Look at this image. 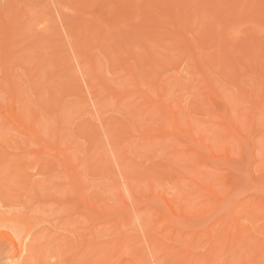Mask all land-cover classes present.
<instances>
[{"label": "rangeland", "instance_id": "1", "mask_svg": "<svg viewBox=\"0 0 264 264\" xmlns=\"http://www.w3.org/2000/svg\"><path fill=\"white\" fill-rule=\"evenodd\" d=\"M80 1L82 0H0V78L3 80L4 76H8L2 74L9 67L6 61H4L7 54L10 55L11 53L10 56L12 58L8 55L13 63L11 70L13 69L18 72L17 78L15 73H13L15 75H12L15 82L8 80V77L6 79L9 82L6 79L3 80L4 82H1L0 79V105L2 106H0V110L9 102L10 90L13 88L14 90L19 89L20 99H17L19 102H17L18 104L16 106L17 113L22 114L23 116H21L24 118V121L29 124L34 121V116L32 115H37L38 120L36 117L34 124L39 129V132H41L40 134L54 145L57 142L59 147H63L66 150L65 153L73 158L71 162L73 160L75 163L82 162L80 167H78L82 174L81 178H78V181L82 179L79 182L82 183V187L87 188L85 193L88 196L95 197L93 201L96 203V208L98 209V206L102 205L106 209H104L103 213H100L98 210L97 213L92 214V217L90 216V221L97 222L98 225L95 227V230L93 229L94 232L91 231V234L88 235L90 232L89 229H86L88 228V221L80 214L83 211L82 204L77 200L76 193L72 192L70 187L72 182L67 180L66 173L61 170V167L56 162L53 170H48L44 165H40L44 159L38 160L35 155L28 151L36 148V144L28 139L27 136L20 134L14 129L8 124L3 115L0 114V211L5 216L25 212V217L28 216L27 218L29 219L35 218L39 222L36 227L31 229L32 234L28 236V242L26 243L32 242L38 248H45L43 249L44 253L40 252L41 250L39 251V254L42 253L41 262L36 264H174L176 258L181 260L186 254L184 251L186 249L185 243L189 240L191 231L194 234L197 233V235L195 234L196 240H194V245L196 241L201 243L206 238L203 228L206 226L209 228L212 225L217 227L216 223H221V220L225 224L229 220L231 222V217L227 218L230 214L227 211H230L229 209H235L234 207L236 205H240V207L233 210L232 212L234 213L232 214L237 219H241L239 221L241 223L240 226L245 227L246 224H249L248 226L252 225V229H246V234L249 232L250 237L245 236L246 238L244 239L241 237L238 241V245L240 246H242V242L247 244L244 245L245 243H243L244 248L234 243L231 246L232 248L229 247L230 250L226 246L222 249L218 248L219 251L212 253V248L209 249L210 246L208 247L207 245L203 249L201 245L199 248H196L199 251H194V256L196 257V261L194 262L196 263H190L194 257L190 255V262H175V264H241V262L242 264H253V257H256L254 258V264H264V238H262L264 234L259 229L261 225H264V209L262 208L264 206L262 205L264 204V182L262 177H259L264 172V115L259 112L258 114L260 115L261 113L263 116L259 117V115H256L255 122L250 120L251 125L248 130L245 129L244 125L245 121H247V113L253 107L250 102H247L248 96L250 95V99L253 91H256L254 95L255 99H251L254 102L256 101L255 104L258 105L260 104V94L262 95V92H264L261 89L264 86H261L264 84V76L261 77V73L264 74V69H262L264 67V62L262 61L264 60L260 58V55L264 53V0H256L255 2H252V0H248L250 2L247 0H225V2L224 0H145L146 2L144 0H132V2L122 0L123 7L128 4L126 7L131 10L133 9V13L131 15L128 14L130 17L128 15L126 17V14L130 13V11L126 12V7L124 8L125 12H122L124 9L121 6L115 7L116 5L118 6V3L120 5V0H91L89 3L92 4L93 2L92 7L90 5L82 7L85 2L87 5L88 1L83 0L82 3ZM154 1L155 3L158 2L156 6L160 7V9L154 8L155 6L152 7L151 2L154 3ZM107 2L109 5H107ZM137 5L141 10H146H142L140 12L141 14H139L138 10L140 8H136ZM174 6L176 7L175 9ZM145 7L154 10V13H160L156 11L157 9H164L162 10L163 13L164 11L168 12L171 10V13H173L171 16L176 20V23H173L174 21L172 19L171 21L173 22L171 23L173 24L169 25L171 17L169 18L165 15L167 21L164 16L162 17L165 20L162 19L160 21L156 19L158 14H153L152 16L151 10L149 9V11ZM165 8L168 9L166 10ZM114 11L115 13H113ZM15 12H17V15ZM121 15H125V17ZM148 15L151 17H148ZM110 18H112L111 21L109 20ZM149 18H155L160 27H156L155 29L153 26H150L149 28V25L146 24V22L150 23L151 19L148 21ZM42 19L47 20L45 26L39 23ZM2 21L9 24L12 22L14 26L11 27L12 30L10 33L11 42H13L11 43L12 45L8 41L9 38L6 40L9 45L5 44L1 46V40L9 34V32H4L1 28ZM163 21H166L165 24H163ZM256 21L258 23H255ZM77 22H79L78 24L84 23L82 25L85 26V34L83 32L84 27L81 31L85 37L89 33L91 35L87 36L91 40L85 37L83 38L84 40L82 39L83 43L85 40H89L86 41V44L84 43L83 45L80 41L82 43L80 50L87 45L88 48H91L89 52L85 50V52H88L86 54H83V51L80 52L77 50L79 49L76 47L77 38L79 40L78 34L72 37L68 31L75 28L72 31L77 30L75 32H79L81 29L80 26L82 27V25L76 27L75 23ZM151 22L153 23L154 19ZM161 22H163L162 24L165 27L161 26ZM259 22L261 23L260 25ZM253 23L258 24V26H252ZM87 25H90L89 28H92V31H94L93 34L97 33L98 30L102 33L104 32L102 37L105 38H100V44L95 41V36L92 37V31L86 32ZM199 26H201V29L198 28ZM77 28L80 29L78 30ZM177 28L181 31L183 30L182 33L184 35L182 38L175 35ZM202 28H204L203 31H201ZM111 32L112 34H110ZM201 32L205 34L201 36ZM151 33L155 35H151ZM197 34L199 37H195ZM233 35L234 38L232 37ZM207 36H211L209 37L210 39ZM81 37L83 36L81 35ZM214 37L216 38L214 39ZM71 38L73 39L71 40ZM207 40L208 42H206ZM216 40L220 41L217 42ZM214 41L218 44L216 45V42L212 43ZM71 45L73 46L71 47ZM197 46L200 48V52ZM174 47L175 49H173ZM250 47L252 49L254 48V50H250ZM188 48L189 50L192 49L190 50L192 55L198 53L192 59H190L191 55ZM93 54L95 55L93 56ZM91 56H93L95 61L93 59L91 60ZM118 56L119 61L115 59ZM202 56L206 57V59ZM142 57L146 61L144 65L140 64V62L142 63ZM120 59H122V62ZM226 60H228L227 64L224 62ZM116 61L122 64L120 65ZM165 62L167 66L163 65ZM234 66L237 68H234ZM254 68L255 71H253ZM152 69L155 70L152 71ZM7 72H10V70ZM224 72H227L226 76ZM130 73H134L135 78H139V80L136 78V84L133 82L134 76L131 77ZM229 73H233V77L228 75ZM125 74L128 75L125 76ZM158 74L160 75L159 77L163 76V79L166 77L168 81L165 79V82L162 81L161 84L156 78ZM259 74L260 77L258 76ZM179 75L182 77H179ZM9 78L12 79L11 76ZM188 78L191 80L195 79V81H189ZM203 78L212 86L214 85L215 90L218 88L216 90L217 94L213 93L214 98L211 97L212 99H210L209 94L206 93V89L202 85L203 82L201 81ZM237 78L239 79L237 80ZM254 79L256 82L252 81ZM17 82L18 85H16ZM65 83L69 85H63ZM156 84L158 88L153 86ZM20 85L21 87H18ZM105 85L109 86V91L108 94L106 93L103 96V92L105 91L102 90V87L108 90ZM254 85H256L255 88H253ZM89 91H93L98 96L95 105L90 102L89 94L91 93ZM242 91L246 92V96L243 94L245 92ZM143 92H145L144 94L146 96L143 95ZM160 93L161 96L159 95ZM234 94L235 98L231 96ZM83 96H85L83 99L84 102L81 105H77L76 100L79 102ZM148 96L154 103L152 102L151 104ZM263 96L261 99H264ZM181 98L183 100L182 104L187 109H192L197 104L196 109L198 107L200 112L193 108L195 111L193 112L195 115L192 114L193 117L191 116L193 119L189 116L187 117L188 119L186 117L184 119L179 114L181 119L178 118V128L181 126L182 129L176 135V133H170L173 132L171 126L174 122H172V125L168 123L167 116L169 117V115L166 114L167 111L164 106L170 104L173 110H179V106L177 105ZM225 100L227 103L231 100L229 103L230 106H227V110L229 109L228 111L231 113L230 117L232 116L231 118L239 125L243 134H246L243 146L232 136L222 139L226 136V127L223 118L226 114H224L225 110H223L224 105L222 102ZM226 101L225 104H227ZM162 104L165 105L163 106ZM59 106L63 110L56 114V107L60 108ZM146 110L148 111L146 112ZM51 111H54L55 114H53L54 112L51 113ZM43 112L49 117H42ZM54 115L56 116L55 118ZM186 120L192 122L194 127H192L194 129L192 131L193 137L197 138L199 135L200 137L202 136L200 142L211 144L212 148L219 154H223V147L226 146L229 149V155L226 158L222 157V159H217V162L212 161L208 159L209 157L203 147L204 145L196 141L194 142V146L198 145L199 147H196L201 151L199 157V153L196 154L195 147L193 148V145H191L192 141L190 136L185 132V134L182 133V130L185 131L184 129H187ZM165 132H169L170 135L168 133L164 135L163 133ZM152 135H156L157 137L153 136L151 138ZM15 142L21 144V149L16 148L18 146H16L17 143ZM242 147L243 149H241ZM172 151H175L177 154H173ZM84 157H87V159ZM204 159L208 164L204 163V165L201 162ZM159 161H161V165ZM21 165L26 168V173L22 174L21 172V175H24L23 177L21 175L19 176V173L18 175L16 174ZM162 167L169 169V171H166L171 173L173 178L162 179L164 176V168ZM159 169L163 171L161 172ZM155 174L161 175V179L157 178L159 175L156 177ZM166 176L170 178L169 176L171 175L167 174ZM144 177H148V179H144ZM189 177H193V180L197 177L198 181L201 179V181L203 180V182L209 183L210 185H208L215 189L217 195L221 198L223 197V200L224 198L226 200H222V204H218L217 201L207 194L206 190H197L196 186H194L195 184L192 185L189 181L192 179ZM136 178L142 179V181H138L139 179L137 180ZM152 178L154 180L153 183L151 182L153 185V194L158 192L163 193L165 188L168 192V197L177 195V202L179 200L182 205L186 206L185 210L188 216H195L192 219L189 217L179 222L176 220V224L174 225L176 227L175 236L181 238L179 235L184 233L181 238L183 240L176 241L175 239L176 243L175 247L173 246L174 248L170 245V240H167L169 239L168 236H170V231L173 226L169 221L165 205L159 200L152 201L150 191L146 184V181L150 179L152 181ZM132 179H135V181ZM81 183L79 187H81ZM178 189L188 193L187 201L180 200L179 195L176 194ZM130 190L133 192L132 194L129 193ZM118 191L126 201L127 205L125 206L127 208L125 209L126 212H124V215L120 216L115 214L120 217L114 218V213H120V210L124 207V204H122L117 195ZM77 196H79V192ZM261 201L263 203L259 206L260 203L258 202ZM133 206L140 208L135 215L130 212ZM200 208L203 210L201 214L204 215H199L202 211H200ZM207 209L211 210L208 212ZM204 210L207 211V214H205ZM249 210L252 212H249ZM194 211L196 212L194 213ZM1 212L0 215L2 214ZM107 213L108 215H106ZM158 213L160 215H157ZM227 213L229 214L227 215ZM244 213L246 214L244 215ZM251 213L254 216H251ZM158 218L161 219H159L160 222L156 221ZM255 220H257V223L259 222V225ZM252 221L253 224L251 223ZM99 222L102 223L99 224ZM117 222H120V226H118L120 229L118 231L115 229ZM0 224H4L3 221ZM1 225L0 228L3 226ZM5 225L7 226L8 222H5L4 227H2L3 229H0L1 260L7 259L6 254L9 256L14 246L8 240L2 239L4 238L2 237V231L6 227ZM21 225L20 223L18 227L20 228ZM257 226L258 230L256 228L255 230H260L258 233L254 231V227ZM164 227H166L165 231L163 230ZM158 233L160 235L162 234L161 239ZM244 235L242 236L244 237ZM81 236L84 237L82 238ZM81 238L82 240L86 239V244L83 246L78 245V242H81ZM250 240L252 242H249ZM117 243L118 248H116ZM248 244L255 246H249ZM196 245L198 246L200 244L196 243ZM177 246H180V250ZM239 247L240 250H238ZM261 247H263V250H261ZM191 248H194V246ZM200 248L203 250L201 251ZM165 251L168 252L166 253ZM177 251H181L178 257L176 254ZM207 251L209 252L207 253ZM223 251L224 253H222ZM52 252L53 255H50ZM110 252L111 254L113 253L111 255L113 258H111ZM206 256L207 261L211 259L209 262L205 260ZM239 256L242 258H239ZM169 259L170 261H168ZM1 260L0 262L3 264L4 260Z\"/></svg>", "mask_w": 264, "mask_h": 264}, {"label": "bare ground", "instance_id": "2", "mask_svg": "<svg viewBox=\"0 0 264 264\" xmlns=\"http://www.w3.org/2000/svg\"><path fill=\"white\" fill-rule=\"evenodd\" d=\"M83 1V0H82ZM82 1H80L81 3H82ZM84 1H86V0H84ZM88 2H87V5H86V2H85V4H84V2H83V6L82 7H84V6H88V5H90L91 7H92V5H93V2H92V4H90L89 2L91 1V0H87ZM93 1V0H92ZM105 1V0H104ZM122 0H120V5H119V3H118V6L116 5L115 7L117 8V7H119V6H121L123 9L126 7V5L128 6V4H126L125 5V7H123V5H122V2H121ZM129 1H131L132 2V0H129ZM145 1V0H144ZM144 1H140V2H144ZM153 1V0H152ZM165 1V0H164ZM163 1V2H164ZM220 1V0H219ZM248 1V0H247ZM256 0H252V2H255ZM100 2V1H99ZM116 2H119V1H116ZM127 2V1H126ZM146 2V1H145ZM157 2V1H156ZM188 2V1H187ZM218 2V1H217ZM224 2H225V0H224ZM248 2H250V1H248ZM252 2H251V4H252ZM263 2V1H262ZM113 4H114V2H112ZM138 3V2H137ZM158 3V2H157ZM157 3H155V1H154V3H152L151 2V5H153L152 7H154V8H159L160 9V7H158V6H156V4ZM96 4H98V3H96ZM106 4V3H105ZM117 4V3H116ZM139 4V3H138ZM185 4V3H184ZM212 4H214V3H212ZM95 5V4H94ZM107 5H109V3L107 2ZM145 5V4H144ZM161 5V4H160ZM208 5V4H207ZM218 5V4H217ZM260 5V4H259ZM89 6V7H90ZM111 6V5H110ZM109 6V7H110ZM209 6V5H208ZM211 6V5H210ZM103 7H105V5H103ZM120 7V8H121ZM139 6L137 5V7L136 8H138ZM151 7V6H150ZM171 7V6H170ZM186 7V6H185ZM213 7V6H212ZM218 7V6H217ZM225 7V6H224ZM259 7V6H258ZM120 8H118V9H120ZM140 8V7H139ZM145 8H148V7H145ZM153 8V9H154ZM176 7L174 6V9H175ZM214 8V7H213ZM228 8V7H227ZM253 8V7H252ZM83 9V8H82ZM81 9V10H82ZM88 9V8H87ZM86 9V11L87 12H89L88 10ZM111 9V8H110ZM125 9H127L126 10V12L127 11H130V13H127L126 14V17H127V15L129 14V15H131L132 13H133V9L131 10V9H128L127 7L125 8ZM125 9L124 10H122V12H125ZM150 8H148V10H149ZM159 9H157L156 11H159L160 13H158V12H156V13H154V10H152V9H150L151 10V12H152V16H153V14H158V16H156L155 18L156 19H158V20H160V21H162V19H163V17L162 16H168L169 18L171 17V19H170V24L167 22V24H169V25H171V24H173V23H176V20L171 16L173 13H171V10H169L168 12L169 13H171V14H169L168 12H165L164 11V13L162 12V10H164V9H161V10H159ZM166 10L168 9V8H165ZM170 9V8H169ZM212 9V8H211ZM219 9V8H218ZM254 9V8H253ZM83 10H85V9H83ZM108 10V9H107ZM115 10V9H114ZM121 10V9H120ZM140 10H141V8H140ZM140 10H138V12H139V14H141L140 12H142V10H144V9H142L141 11ZM146 10V9H145ZM144 10V11H145ZM149 10V11H150ZM227 10H229V9H227ZM259 10H261V9H259ZM176 11H178V10H176ZM185 11V10H184ZM204 11V10H203ZM256 11V10H255ZM19 12H20V10H19ZM162 12V13H161ZM16 13V15H17V12H15ZM113 13H115V11L113 12ZM167 13V14H166ZM174 13H176V12H174ZM202 13H204V12H202ZM108 14V13H107ZM134 14H136V13H134ZM133 14V15H134ZM249 14V13H248ZM260 14V13H259ZM128 15V17H130ZM132 15V16H133ZM137 15V14H136ZM180 15V14H179ZM204 15H206V14H204ZM250 15V14H249ZM249 15H247V16H249ZM122 17L124 16L125 17V15H121ZM138 16V15H137ZM160 16H161V18H160ZM164 16V17H165ZM174 16V15H173ZM176 16V15H175ZM178 16V15H177ZM255 16V15H254ZM146 17V16H145ZM148 17H151V16H149L148 15ZM147 17V18H148ZM181 17V16H180ZM180 17H178V18H180ZM193 17H195V16H193ZM196 17H197V15H196ZM250 17V16H249ZM257 17V16H256ZM116 18H118V17H116ZM155 18H149L148 19V21L150 20V23L152 24H150V23H148V22H146V24H148L149 25V28H150V26H153V28H155L156 29V27L158 28V27H160L159 26V23L155 20ZM160 18V19H159ZM166 18V17H165ZM178 18H176L177 20H178ZM185 18V17H184ZM192 18V17H191ZM190 18V19H191ZM264 18V17H263ZM114 19V18H113ZM153 19H154V22L152 23L151 21H153ZM173 19V21H171ZM181 19H182V17H181ZM187 19V18H186ZM193 19V18H192ZM110 21L112 20V18H110L109 19ZM108 20V21H109ZM120 20V19H119ZM163 20H165V19H163ZM180 20V19H179ZM194 20V19H193ZM256 20V19H255ZM258 20V19H257ZM113 21H115V20H113ZM118 21V20H117ZM166 21H167V18H166ZM166 21H163V22H161V24L163 23V24H165V22ZM215 21V20H214ZM259 21V20H258ZM260 21H261V19H260ZM171 22H173V23H171ZM190 22H192V21H190ZM198 22V21H197ZM205 22V21H204ZM262 22V21H261ZM40 25H43V26H45L46 24H47V20L46 19H42L40 22ZM38 23V24H39ZM79 22H77V23H75L76 24V27H79L80 25H82V24H84V23H80V24H78ZM113 23V22H112ZM117 23V22H116ZM118 23H119V21H118ZM121 23V22H120ZM154 23H156V24H154ZM186 23V22H185ZM198 23H200V22H198ZM206 23V22H205ZM217 23V22H216ZM255 23H258L257 21L255 22ZM11 24V25H10ZM6 23L5 21H2V24H1V28L4 30V32H9V34H7V36H5L2 40H1V46L2 45H9L8 44V42H6V40H8L11 36H10V33H11V27L13 26L12 25V22L11 23ZM75 24H74V26H75ZM93 24V23H92ZM161 25L162 27L164 26V25ZM166 24V25H167ZM186 24H188V23H186ZM185 24V25H186ZM192 25H194L193 24V22L191 23ZM191 24H190V26H191ZM251 24V23H250ZM261 23L259 22V25H260ZM79 25V26H78ZM94 25V24H93ZM112 25V24H111ZM155 25H158V26H155ZM189 25V24H188ZM234 25V24H233ZM254 25H256V26H258V24H254L253 23V25L252 26H254ZM90 26V25H89ZM89 26L87 25V28H86V32H91L92 31V28H89ZM178 26H179V24H178ZM187 26V25H186ZM185 26V27H186ZM237 26V25H236ZM262 26V25H261ZM14 27V26H13ZM83 27H84V29H83ZM165 27V26H164ZM184 27V28H185ZM192 27V26H191ZM210 27V26H209ZM255 27V26H254ZM263 27V26H262ZM17 28V27H16ZM81 28V29H80ZM80 28H77L78 30H79V32H75V31H77V30H75V31H72V30H74L75 28H73V29H71V30H68L69 31V34H71L70 36H74V35H77L78 37H79V40H78V38H77V42H76V40H75V38H74V41L77 43V46L76 47H78L79 49H77L75 46H74V48H76L77 50H79L80 52L81 51H83V54H86V52L88 51L89 52V50L91 49V48H88L86 45V47H84V48H82L81 50H80V47H81V45H82V43H83V38L85 37L83 34H82V29H83V32H84V30H85V26L84 25H82V27L80 26ZM89 28V29H88ZM152 28V29H153ZM171 28V27H170ZM188 28V27H187ZM197 28V27H196ZM198 28H200L201 29V26H199ZM204 28H206V27H204ZM204 28H202V30L201 31H203V29ZM258 28V27H257ZM259 28H260V26H259ZM258 28V29H259ZM148 29V28H147ZM168 29H169V27H168ZM235 29V28H234ZM2 30V31H3ZM88 30V31H87ZM90 30V31H89ZM160 30V29H159ZM206 30V29H205ZM204 30V32H206ZM222 30V29H221ZM260 30V29H259ZM264 30V29H263ZM14 31V30H13ZM81 31V32H80ZM96 31H97V29H96ZM95 31V32H96ZM107 31V30H106ZM120 31V30H119ZM152 32H153V30H151ZM161 31V30H160ZM175 31H177V32H175V35H178L179 37H181L182 38V36L184 35L183 33H182V31L180 30V29H178L177 28V30H175ZM195 31V30H194ZM211 31H212V29H211ZM217 31V30H216ZM93 32L94 31H92V33L91 34H93ZM99 32V33H98ZM164 32V31H163ZM189 32V31H188ZM190 32H192V31H190ZM74 33H76V34H74ZM80 33V34H79ZM101 33V34H100ZM104 33V32H103ZM102 32H100L99 30L97 31V33H94L93 34V36L92 37H94L95 38V41L96 42H98L99 44H100V38L103 36L102 34H103ZM115 33V32H114ZM155 33V32H154ZM161 33V32H160ZM165 33V32H164ZM193 33V32H192ZM197 33H198V31H197ZM218 33V32H217ZM84 34H85V32H84ZM90 34V33H89ZM87 35V36H91V35ZM100 34V35H99ZM110 34H112V32L110 33ZM118 34H120V33H118ZM163 34V33H162ZM171 34V33H170ZM169 34V35H170ZM196 34V33H195ZM201 34H202V32H201ZM205 33H203L201 36H203ZM211 34V33H210ZM228 34V33H227ZM234 34V33H233ZM80 35V36H79ZM81 35L83 36V37H81ZM151 35H155V34H152L151 33ZM171 35H173V34H171ZM194 35V34H193ZM230 35V34H229ZM85 37V38H88V37ZM100 36V37H99ZM112 36V35H111ZM142 36V35H141ZM150 36V35H149ZM158 36V35H157ZM215 36V35H214ZM228 36V35H227ZM75 37V36H74ZM81 37V38H80ZM97 37V38H96ZM99 37V38H98ZM118 37V36H117ZM144 37V36H143ZM146 37H147V35H146ZM165 37V36H164ZM195 37H199L198 36V34L197 35H195ZM208 38L209 37H211V36H207ZM222 37V36H221ZM233 38H234V35L232 36ZM94 38H92V39H94ZM105 37H102V39H104ZM108 38V37H107ZM120 38V37H119ZM149 38H152V37H149ZM178 38V37H177ZM184 38V37H183ZM216 37H214V39H215ZM73 38H71V40H72ZM83 39V40H82ZM89 39V38H88ZM85 40L84 41V43L86 44V41H89V40H91V39H89V40ZM99 39V41H97V40ZM148 39V38H147ZM188 39H189V37H188ZM195 39V38H194ZM210 39V38H209ZM212 39V38H211ZM223 39V38H222ZM18 40V39H17ZM110 40H111V38H110ZM115 40V39H114ZM113 40V41H114ZM132 40V39H131ZM155 40V39H154ZM174 40V39H173ZM186 40V39H185ZM190 40V39H189ZM202 40H203V38H202ZM201 40V41H202ZM8 41H10L9 43H10V45H12L11 43H13V42H11V38L8 40ZM82 43H81V42ZM117 41V40H116ZM116 41H115V43H116ZM124 41V40H123ZM126 41H127V39H126ZM135 41V40H134ZM176 41V40H175ZM174 41V42H175ZM217 41V40H216ZM216 41H214V42H212V43H215ZM218 41H220V40H218ZM217 41V42H218ZM227 41V40H226ZM262 41V40H261ZM75 42H73L74 43V45H76L75 44ZM118 42V41H117ZM131 42V41H130ZM158 42H160V41H158ZM193 42V41H192ZM203 42H205V41H203ZM206 42H208V40L206 41ZM216 42V45L218 44ZM73 43H71V44H73ZM84 43H83V45H84ZM91 43V42H90ZM178 43V42H177ZM196 43V42H195ZM225 43V42H224ZM259 43H263V42H259ZM27 44H29V43H27ZM104 44V43H103ZM189 44H192V43H189ZM188 44V45H189ZM202 44V43H201ZM106 45V44H105ZM156 45V44H155ZM173 45V44H172ZM175 45H177V44H175ZM195 45V44H194ZM199 45V44H198ZM204 45V44H203ZM202 45V46H203ZM205 45H206V43H205ZM204 45V46H205ZM253 45V44H252ZM258 45V44H257ZM264 45V44H263ZM73 45H71V47H72ZM141 46V45H140ZM157 46V45H156ZM174 46V45H173ZM178 46V45H177ZM191 46H193V45H191ZM203 46V47H204ZM89 47H92V46H89ZM96 47V46H95ZM105 47V46H104ZM115 47V46H114ZM190 47V46H189ZM194 47V46H193ZM220 47V46H219ZM252 47V46H251ZM250 47V50L252 49ZM7 48H8V46H7ZM107 48V47H106ZM105 48V49H106ZM121 48V47H120ZM140 48V47H139ZM191 48V47H190ZM199 47L197 46V49H198ZM209 48V47H208ZM228 48V47H227ZM256 48V47H255ZM6 49V48H5ZM4 49V51H6ZM173 49H175V47L173 48ZM222 49V48H221ZM224 49H226V48H224ZM230 49V48H229ZM262 49V48H261ZM8 50V49H7ZM85 50H87L86 52H85ZM103 50V49H102ZM114 50V49H113ZM188 50H189V48H188ZM190 50H192V49H190ZM190 50H189V53H190ZM196 50V49H195ZM194 50V51H195ZM252 50H254V48L252 49ZM255 50H257V49H255ZM79 51H77V52H79ZM92 51V50H91ZM90 51V52H91ZM104 51V50H103ZM116 51H118L117 49H116ZM121 51V50H120ZM197 51V50H196ZM199 52H200V48H199V50H198ZM7 53H8V51H6ZM5 52V53H6ZM9 52H11V51H9ZM87 52V53H88ZM188 52V51H187ZM192 52V51H191ZM220 52V51H219ZM223 52H225V51H223ZM108 53V52H107ZM125 53V52H124ZM129 53V52H128ZM133 53V52H132ZM194 53V52H193ZM203 53V52H202ZM257 53H259V52H257ZM119 54H121V53H119ZM195 54V53H194ZM198 54V53H197ZM197 54H195V55H197ZM204 54V53H203ZM206 54V53H205ZM208 54V53H207ZM210 55H211V53H209ZM261 54V53H260ZM264 53H262L261 55H260V58H262L261 60H264L263 59V57H264V55H263ZM9 54H7V56L5 57L6 59H4V61H6V63L8 64V70H6V72H4V73H2V70H1V73L2 74H5V75H8V76H4V79L3 80H5L7 77V79L8 80H11L12 82H15V80H14V77H12V75H15L16 74V78L18 77L17 76V73L18 72H16L15 70H11V68H12V66H13V63H12V61H11V53H10V57L8 56ZM95 54H93V56H94ZM114 55H116V54H114ZM140 55V54H139ZM190 55H191V58L190 59H192V57L193 56H195V55H192V53H190ZM189 55V56H190ZM216 55V54H215ZM242 55V54H241ZM263 55V56H262ZM82 56V55H81ZM93 56H91L92 58H91V60L93 59V61H95L94 60V58H93ZM113 56V55H112ZM127 56V55H126ZM204 56H207V55H204ZM219 56V55H218ZM262 56V57H261ZM85 57V56H84ZM116 57V56H115ZM128 57V56H127ZM141 57V56H140ZM203 57V56H202ZM220 57V56H219ZM9 58H10V60H9ZM143 58V57H142ZM203 58H205L206 59V57H203ZM202 58V59H203ZM226 58V57H225ZM90 59V58H89ZM116 60L118 59V61H119V56H118V58H115ZM139 59V58H138ZM194 59V58H193ZM215 59V58H214ZM217 59V58H216ZM258 59V58H257ZM100 60H101V58H100ZM114 60V59H113ZM121 60V62H122V59H120ZM144 58L142 59V63L140 62V64H142V65H144L145 63H146V61L144 60ZM175 60H176V58H175ZM174 60V61H175ZM195 60H196V58H195ZM237 60V59H236ZM124 61V60H123ZM127 61V60H126ZM140 61H141V58H140ZM151 61V60H150ZM167 61H169V60H167ZM216 61V60H215ZM221 61H223V60H221ZM227 61L228 60H226V61H224V62H226L225 64H227ZM255 61H257V60H255ZM91 62V61H90ZM117 62V61H116ZM171 62V61H170ZM198 62V61H197ZM205 62V61H204ZM262 62H264V61H262ZM89 63V62H88ZM96 63V62H95ZM112 63V62H111ZM118 64H122V63H119V62H117ZM123 63H125V62H123ZM137 63V62H136ZM135 63V64H136ZM168 63V62H167ZM206 63H207V60H206ZM92 64H93V62H92ZM130 64V63H129ZM158 64V63H157ZM166 64V62L163 64L164 66H167V65H165ZM168 64H170V63H168ZM173 64H174V62H173ZM195 64V63H194ZM216 64H218V63H216ZM262 64V63H261ZM95 65V64H94ZM133 65V64H132ZM117 66H119V65H117ZM170 66V65H169ZM239 66V65H238ZM128 67V66H127ZM133 67V66H132ZM192 67H194V66H192ZM191 67V68H192ZM221 67V66H220ZM229 67V66H228ZM236 66H234V68H235ZM255 67H256V65H255ZM262 67V66H261ZM260 67V68H261ZM195 68V67H194ZM217 68H218V65H217ZM230 68V67H229ZM228 68V69H229ZM237 68V67H236ZM240 68V67H239ZM33 69V68H32ZM133 69V68H132ZM171 69H172V67H171ZM203 69H205V68H203ZM262 69H264V67H262ZM10 70V72H7V71H9ZM124 70H126V69H124ZM134 70V69H133ZM132 70V71H133ZM155 70V69H154ZM153 69H152V71H154ZM197 70V69H196ZM218 70H219V68H218ZM225 70V69H224ZM237 70V69H236ZM3 71H4V68H3ZM136 71V70H135ZM226 71V70H225ZM240 71H242V70H240ZM253 71H255V68H254V70ZM128 72V71H127ZM134 72V71H133ZM157 72V71H156ZM188 73H190L189 71H187ZM216 72V71H215ZM223 72V71H222ZM244 72V71H243ZM8 73V74H7ZM13 73H15V74H13ZM136 73H138V72H136ZM218 73V72H217ZM220 73V72H219ZM225 73V76H226V73L227 72H224ZM242 73V72H241ZM241 73H239V74H241ZM66 74V73H65ZM129 74V73H128ZM128 74H125V76L126 75H128ZM134 73H130V75H131V77H133V82H134V84H136V78H138V77H136L135 78V75H133ZM211 74V73H210ZM223 74V73H222ZM233 74V73H232ZM232 74L231 73H229L228 75H231L232 76ZM239 74H237V75H239ZM263 73H261V77H263L264 76V74L262 75ZM19 75V74H18ZM64 75V74H63ZM154 75H155V73H154ZM212 75V74H211ZM243 75V74H242ZM3 76V75H2ZM11 76V78L13 79H10L9 77ZM104 76V75H103ZM138 76V75H137ZM160 75L158 74V77H157V75H156V78H157V80L159 81V82H161V84H162V81L163 82H165V79H166V77H165V79H163L162 77H159ZM170 76H172V75H170ZM235 76V75H234ZM259 77H260V74L258 75ZM69 77V76H68ZM95 77V76H94ZM100 77H101V75H100ZM105 77V76H104ZM174 77V76H173ZM173 77H172V79H173ZM179 77H182L181 75H179ZM178 77V78H179ZM233 77V76H232ZM236 77H239V76H236ZM255 77V76H254ZM66 78V77H65ZM1 79V78H0ZM6 79V80H7ZM21 79H22V77H21ZM67 79V78H66ZM100 79V78H99ZM155 79V78H154ZM169 79V78H168ZM182 79V78H181ZM189 79V78H188ZM228 79H230V78H228ZM239 78H237V80H238ZM256 79V78H255ZM255 79L254 80H252V81H255ZM2 79H1V82H4ZM7 80V81H8ZM103 80V79H102ZM138 80H139V78H138ZM156 80V81H157ZM167 80V79H166ZM171 80V79H170ZM186 80V79H185ZM191 79H189V81H190ZM204 80V81H203ZM217 80V79H216ZM10 81V82H11ZM154 81V80H153ZM157 81V82H158ZM168 81V80H167ZM192 82L193 81H195V79H192L191 80ZM258 81H259V79H258ZM6 82V81H5ZM9 82V81H8ZM100 82V81H99ZM105 82V81H104ZM139 82V81H138ZM138 82H137V84H138ZM201 82H203L202 83V85L205 87V89H206V93L207 94H209V96H210V99H212L211 97H213L214 98V94L213 93H216V90L218 89V88H216V90L214 89L215 87H213L210 83H208L204 78L202 79V81ZM235 82V81H234ZM233 82V83H234ZM256 82V81H255ZM105 83H107V82H105ZM156 83V82H155ZM214 83V82H213ZM232 83V82H231ZM253 83V82H252ZM160 84V83H159ZM260 84V83H259ZM10 85V84H9ZM16 85H18V82H17V84ZM63 85H69V84H67V83H65V84H63ZM100 85V84H99ZM102 85H103V83H102ZM189 85V84H188ZM264 84H262L261 86H263ZM1 86V85H0ZM106 86V85H105ZM153 86H156L157 87V84L156 85H153ZM152 86V87H153ZM163 86V85H162ZM186 86H187V84H186ZM185 86V87H186ZM18 87H21V85L20 86H18ZM107 88L109 87V86H106ZM155 87V88H156ZM203 87V88H204ZM256 87V85H254V87L253 88H255ZM65 88H66V86H65ZM103 89V91H105V92H103V96L104 95H106V93L108 94V91H109V88H108V90H106V89H104L105 87H102ZM135 88H137V87H135ZM158 88V87H157ZM156 88V89H157ZM140 89V88H139ZM138 89V90H139ZM183 89H185V88H183ZM262 89V91H264V86L261 88ZM13 90V91H12ZM12 90H10L11 92H10V94H9V98H8V100H9V102L4 106V108L3 109H1L0 110V114H2L3 115V117L6 119V121L8 122V124H10L14 129H16L20 134H23V135H25V136H27V138L28 139H30L31 141H33L35 144H36V148H33V149H31V150H28L31 154H33V155H35L36 156V158L38 159V160H41V159H44L41 163H40V165H44V167H46L48 170H53L54 169V166H55V162L56 163H58L59 164V166L61 167V170L64 172V173H66V175H67V180L68 181H70V182H72L71 184H70V187H71V189H72V192L73 193H76V198H78L77 200H79L80 202V204H82V206L81 207H83L82 209H83V211L82 212H80V214L81 215H83L86 219H87V221H88V225H87V227L88 228H86L87 230L89 229V234L88 235H90L91 234V231H93V229L95 230V227L98 225L97 224V222H93V221H90V216L92 217V214L94 215L95 213H97V211L99 210V212L100 213H103V211H104V209H105V207H102V205H99L98 207V209L96 208V203L93 201V199H95V197H91V196H88L86 193H85V190H87V188H85V187H82V183L81 182H79V181H82V179H80L79 181H78V178H81V172H80V170H79V168L78 167H80V164L82 163V162H71V159H73V158H71L70 156H69V154L67 155L65 152H66V150H64L63 149V147H59L57 144V142H56V145H54L52 142H50V141H48L47 139H45L44 138V136H42L40 133L41 132H39V129L35 126V118L37 117V115L35 116V115H32V116H34V121H33V123H26V121H24V118H22V116L20 115V113L18 114L17 113V111H16V106H17V104L19 103L18 102V100L20 99L19 97V92H20V90L19 89H16L17 90V92H16V90H14V88L12 89ZM19 90V91H18ZM60 91V90H59ZM107 91V92H106ZM140 91V90H139ZM260 91V90H259ZM262 91H260V92H262ZM159 92V91H158ZM218 92V91H217ZM240 93H241V91H239ZM242 92H245V91H242ZM251 92V91H250ZM256 92V91H255ZM255 92L253 91V94H251V98H254V95H255ZM259 92V93H260ZM22 93V92H21ZM61 93V92H60ZM89 93H91V94H89V98H90V102H91V104H93V105H95V102L98 100V96L97 95H95V93H93V91H89ZM105 93V94H104ZM142 93V92H141ZM145 92H143V95H145L144 94ZM157 93V92H156ZM180 94V93H179ZM217 94V93H216ZM215 94V95H216ZM222 94V93H221ZM226 94V93H225ZM244 95L246 94V92L245 93H243ZM257 94V93H256ZM91 95V96H90ZM158 95V94H157ZM160 96H161V93L159 94ZM158 95V96H159ZM212 95V96H211ZM262 95H264V92H262ZM262 95L260 94V96L262 97ZM146 96V95H145ZM145 96H143V97H145ZM150 96V95H149ZM148 96V99H150L151 100V104H152V102L154 103V101L150 98ZM181 96H183V95H181ZM219 96V95H218ZM226 96V95H225ZM231 96H234V98H235V94L234 95H231ZM246 96V95H245ZM258 96V95H257ZM142 97V96H141ZM217 97V96H216ZM220 97V96H219ZM223 97V96H222ZM249 97H250V95L248 96V98H247V102H250L251 103V106H253L252 107V109L251 110H249V112L247 113L248 114V116L246 117L247 118V121H245V129H249V127H250V120H252V122H255V117H256V115H259L258 113L259 112H261L263 115H264V109H263V104H264V99H261V97L259 98V102H260V104H258V105H256L255 103H256V101L254 102L253 101V99H249ZM259 97V96H258ZM264 97V96H263ZM85 98V96H83V98L81 97V99H80V101L78 102V100H76V104L77 105H81L83 102H84V99ZM221 98V97H220ZM219 98V99H220ZM225 98V97H224ZM226 98H227V96H226ZM231 98V97H230ZM18 99V100H17ZM222 99V98H221ZM233 99V98H232ZM255 99V98H254ZM258 99V98H257ZM147 100V99H146ZM226 100H228V99H226ZM225 100V101H226ZM235 100V99H234ZM246 100V99H245ZM263 100V101H262ZM54 101V100H53ZM57 101V100H56ZM221 101V100H220ZM225 101H222L223 102V105H224V109L223 110H225L224 111V114H226L225 115V117H223L224 118V121H225V127H226V136L225 137H221L222 139H226L228 136H232V137H234V138H236L237 139V141L241 144V146H243V142H244V138L246 137V134H243V132H242V130L240 129V127H239V125L238 124H236L235 123V121L230 117V112L227 110V106L229 105L230 106V102H231V100H229V103H227V101H226V103L227 104H225ZM18 102V103H17ZM58 102V101H57ZM150 102V101H149ZM182 102H183V100H182V98L180 99V102H179V104L177 105V106H179V110H173L172 109V105L170 106V104H168L167 106H164L163 104V106L166 108V111H167V115H169V117L167 116V121H168V123H170V125H172V122H174V124L171 126L172 127V130H173V132H170V133H172V134H174V133H176V135H177V133H180V131H181V129H182V127L180 128H178V124H179V120H178V118H180L181 119V117H179L180 115H182V117L184 118V117H193V115L192 114H194L195 115V113H193V112H195L194 111V109L193 108H195V110H197V111H199L200 109H198V107H197V109H196V106H197V104H196V106L195 107H192V109H187L186 107H185V105L184 104H182ZM254 104H253V103ZM15 103H16V105H15ZM198 103V102H197ZM257 103H258V101H257ZM54 104H56L55 102H54ZM60 104V103H59ZM63 104V103H62ZM65 104V103H64ZM49 105V104H48ZM75 105V104H74ZM77 105H75V106H77ZM1 106V105H0ZM74 106V107H75ZM191 106V105H190ZM228 106V107H229ZM2 107V106H1ZM51 107V106H50ZM50 107H47V108H50ZM52 107H54V106H52ZM60 108H58V107H56V109L57 110H55V111H57L56 112V114L59 112V111H62L63 109H61V106H59ZM73 107V106H72ZM153 108V107H152ZM191 108V107H190ZM58 109H61V110H58ZM80 109V108H79ZM79 109H76V110H79ZM156 109V108H155ZM164 110V109H163ZM203 110V109H202ZM30 111H31V109H30ZM148 110H146V112H147ZM196 111V113H198ZM32 112H33V110H32ZM31 112V113H32ZM49 112V111H48ZM47 112V113H48ZM54 111H51V113H53ZM70 112H72L71 110H70ZM200 112V111H199ZM51 113H50V118L52 117L51 116ZM260 113V115H259V117L260 116H263L262 114ZM53 114H55V112L53 113ZM180 114V115H179ZM191 114V115H190ZM199 114V113H198ZM49 115V114H48ZM99 115V114H98ZM171 116V117H170ZM42 117H44V118H48L49 116H47V114L45 115V112H43V116ZM56 116L54 115V118H55ZM99 117V116H98ZM191 117V118H192ZM196 117V116H195ZM258 117V116H257ZM246 118H245V120H246ZM37 120H38V117L36 118ZM185 119V118H184ZM188 119V118H187ZM193 119V118H192ZM196 119H199V118H196ZM36 120V121H37ZM56 120V119H55ZM200 120H202L201 118H200ZM254 120V121H253ZM258 120V119H257ZM187 121V120H186ZM186 123V126H187V129H184L185 131H183L182 130V133L183 134H185V133H187L189 136H190V139H191V141H192V144L191 145H193V148L194 149H196V151H195V153L196 154H198V156L200 155V153H201V151L197 148V147H199L198 145H196V146H194V142H196V141H198V142H200L201 141V137H200V135H199V137H197V138H195V137H193V133H192V131L194 130V129H192V127H193V125H192V122H185ZM177 124V125H176ZM256 124V123H255ZM254 124V125H255ZM181 125V124H180ZM35 126V127H34ZM173 126H174V128H173ZM176 127V128H175ZM252 127V126H251ZM194 128V127H193ZM255 128V127H254ZM62 129V128H61ZM140 129V128H139ZM138 129V130H139ZM176 129H178V130H176ZM142 130H145V129H142ZM148 130V129H147ZM253 131H255V129H253ZM264 131V130H263ZM56 132V131H55ZM185 132V133H184ZM248 132V131H247ZM161 133V132H160ZM168 133V135H170L169 134V132H165V133H163L164 135H166ZM182 133H181V135H182ZM251 133V132H250ZM162 134V135H163ZM171 134V135H172ZM148 135V134H147ZM153 136H156V135H152L151 136V138H153ZM161 136V135H160ZM179 136V135H178ZM149 137V136H148ZM157 137V136H156ZM162 137V136H161ZM253 140V139H252ZM57 141V140H56ZM54 142V141H53ZM197 142V143H198ZM249 142V141H248ZM15 143H17L16 144V146H18V147H16V148H19V149H21V144L19 143V142H15ZM201 144H203L202 146L205 148V150H206V154H207V156L209 157L208 159H210V160H212V161H216L217 159H222V157H227L228 155H229V149H228V147H226V146H224L223 148V154H219L217 151H215L213 148H212V145L211 144H204V143H202V142H200ZM250 143V142H249ZM255 143V142H254ZM200 144V145H201ZM79 145V144H78ZM256 145V144H255ZM201 146V147H202ZM257 146V145H256ZM81 147V146H80ZM79 147V148H80ZM200 147V148H201ZM202 147V148H203ZM78 148V149H79ZM123 148V147H122ZM66 149V148H65ZM241 149H243V147L241 148ZM79 151H80V149H79ZM173 152V151H172ZM176 152L174 151L173 152V154H175ZM177 154V153H176ZM202 156V155H201ZM200 157V156H199ZM84 158H86L87 159V157H84ZM229 158V157H228ZM253 158V157H252ZM254 159V158H253ZM77 160V159H76ZM166 160V159H165ZM77 161H79V160H77ZM160 162V165H161V161H159ZM201 162H203V164L205 163V164H208V162L204 159L203 161H201ZM210 162V161H209ZM217 162V161H216ZM199 163V162H198ZM1 164V163H0ZM204 164V165H205ZM198 165H200V164H198ZM156 166V165H155ZM32 167V166H31ZM165 167V166H164ZM164 167H162V168H164ZM159 168H160V166H159ZM25 167L23 166V165H21L19 168H18V170H17V175H18V173H19V176L21 175V172H22V174L23 173H26L25 172ZM157 170V169H156ZM160 171H161V169H159ZM158 170V171H159ZM164 170V171H163ZM162 171H163V177H162V179H171V178H173V176H172V174L171 173H169L168 171H169V169H163ZM166 170H168V171H166ZM259 170H261V169H259ZM157 171V172H158ZM161 171V172H162ZM167 172V173H166ZM159 173V172H158ZM166 173V174H165ZM261 173V172H260ZM171 175V176H169L170 178H168V176H166V175ZM156 175V177L159 175H157V174H155ZM22 177L24 176V175H21ZM249 176V175H248ZM143 177V176H142ZM150 177H152V176H150ZM155 177V178H156ZM161 177V175H159L157 178H160ZM259 177H262V180H263V182H264V172L263 173H261L260 174V176ZM189 178H192V179H190L189 181L192 183V185H194V186H196V189L197 190H206L207 191V194L209 195V196H211L215 201H217L218 202V204H222V202L223 201H225L226 199L224 198V200H223V197L221 198V197H219L218 195H217V192L215 191V189H213V187H211V186H209L207 183H205V181L203 182V180L201 181V179L198 181L197 180V177H196V179L195 180H193V177H189ZM200 178H203V177H200ZM137 180L139 179V178H136ZM144 179H148V177L147 178H145L144 177ZM161 179V178H160ZM199 179V178H198ZM132 180H134L135 181V179H132ZM192 180V181H191ZM138 181H142V179L140 180H138ZM144 181V180H143ZM146 181V180H145ZM153 178H152V181H151V179L150 180H148V181H146V184H147V187H148V189H149V191H150V195H151V197H152V201H157V200H159V201H162L163 202V204L165 205V208H166V212L168 213V217H169V221L171 222V224H172V228H171V233H170V236H168L169 237V239H167V240H170L169 242H170V245L173 247H175V239H176V241H181V240H183V239H181L182 237H183V233H181L180 235H179V237H181V238H177L176 236H175V229H176V227L174 226L175 224H176V220H178V222L179 221H182V220H184V219H186V218H193V217H195V216H188L187 215V211L185 210V205H182L180 202H179V200H178V202H177V195L175 196V195H172L171 197H168L167 196V194H168V192H167V190L164 188V192L163 193H161V192H158V193H154L153 194V185H152V183H153ZM152 182V183H151ZM262 182V183H263ZM81 183V187H79V184ZM85 185V184H84ZM264 185V184H263ZM116 186V185H115ZM133 186L131 185V188H132ZM79 188V189H78ZM82 190H81V189ZM135 188V187H134ZM263 188V187H262ZM133 189V188H132ZM131 189V190H132ZM264 189V188H263ZM81 190V191H80ZM84 190V191H83ZM129 190V189H128ZM130 190V194H132L133 192V190L131 191ZM78 192H79V196H77L78 195ZM176 194H178L179 195V198H180V200H184V201H187L188 200V193L186 192V191H183V190H181V189H178L177 190V192H176ZM75 195V194H74ZM117 195H118V197H119V199H120V201L122 202V204H124V207L119 211L120 213H114V215L115 214H118V215H120V216H122V215H124V212H126L125 211V209L127 208L125 205H127V203H126V201L124 200V198H123V196H122V194L118 191V193H117ZM134 195V194H133ZM223 200V201H222ZM219 201H221V202H219ZM255 201H256V199H255ZM257 201H259V200H257ZM78 202V201H77ZM264 202V201H263ZM262 201L261 202H258V203H260L259 204V206L261 205V203H263ZM190 206H191V204H189ZM262 205H264V204H262ZM242 206V205H241ZM219 207V206H218ZM234 207V206H233ZM240 207V205L239 206H237L236 205V207H234L235 209H233V210H236V209H238V208ZM242 208V207H241ZM263 209H264V206L262 207ZM140 208H138L137 206H133V208H132V210L130 209V212L131 213H133L134 215L138 212V210H139ZM106 210V209H105ZM124 210V211H123ZM128 210H129V208H128ZM202 209L200 208V211H201ZM208 210V209H207ZM209 210H211V209H209ZM209 210H208V212H209ZM230 211H227V212H229V213H227V218H230L231 219V222H230V220L228 221V219H227V221H225V222H227L226 224L225 223H223L222 221L223 220H221V223H223L222 225H220L221 223L220 222H217L216 224H217V227L215 226H209V228H208V226H206L205 228H203L204 230V234L206 235V238H205V240L204 241H202L201 243L200 242H198V241H196V243L197 244H200V245H196V243H195V245H194V240H196L195 238H196V235H197V233H193V231H191L192 233L190 234V236H189V240L187 241V243H185L186 244V249L184 250L185 252H186V254L182 257V259H181V257H180V259L181 260H179V258L177 259L176 258V263H188V262H190V255H195L194 254V251L196 250V251H199V249H196L197 247L199 248L201 245V248L203 247V249H204V247H207V245H208V247L210 246V248L209 249H211V251H212V253H214V252H217V251H219L218 250V248H223V247H226V246H228V248L229 247H231L234 243H235V245H238V241L241 239V237L244 239V238H246V237H250V233L248 232V234H246V229H248V228H250V229H252L251 228V226L252 225H250V226H248L249 224H246V226L245 227H241L240 226V224L241 223H239V221L241 220H239V219H237V217L236 216H234V214H232V213H234V212H232L233 210H231V209H229ZM240 210V209H239ZM252 210V209H251ZM196 211H198V209H196ZM196 211H194V213L196 212ZM205 211V214H207V211L206 210H204ZM1 212V211H0ZM203 212V210L199 213V215H204V214H201ZM240 212H241V210H240ZM246 212V211H245ZM249 212H252V211H250L249 210ZM2 214L0 215V223H2V221H3V223L5 224V222H8V225L4 228V230L2 231V234L4 235H2V237H4V238H2V239H6V240H8L11 244H13L14 246L12 247V249L11 250H13L12 252H11V254L9 255V256H7V254H6V257H7V259L6 260H4L3 258V260H4V262H3V264H36V263H40L41 262V257H42V253H44V251H43V249H45L44 247L43 248H38L35 244H33L32 242L31 243H28V244H26L27 242H28V236L29 235H31L32 234V231H31V229L32 228H34V227H36V225H38V221L35 219V218H32V219H29V218H27V217H25V212H23V213H21V212H19L18 214H10L11 216H5V214L3 213V212H1ZM21 213V214H20ZM106 213V212H105ZM108 213H109V211H108ZM108 213L106 214V215H108ZM254 213V212H253ZM110 214V213H109ZM112 214V213H111ZM232 214V215H231ZM246 213H244V215H245ZM254 214H256V213H254ZM254 214H250L251 216H254ZM104 215V214H103ZM114 215H112V216H114ZM116 216L115 215V217L114 218H116V217H120V216ZM157 215H160V213H158ZM187 215V216H186ZM110 216V215H109ZM131 216V215H130ZM133 216V215H132ZM156 216V215H155ZM186 216V217H185ZM107 217V216H106ZM153 217H154V215H153ZM217 218V217H216ZM215 218V219H216ZM255 218L257 219V217H256V215H255ZM27 219V220H26ZM105 219V218H104ZM160 218H158V220H159ZM220 219V218H219ZM244 219V218H243ZM246 219V218H245ZM100 220V219H99ZM158 220H156L157 222H160V220L158 221ZM218 220V219H217ZM226 220V219H225ZM250 220V219H249ZM252 220H254V219H252ZM25 221V223H23ZM154 221H155V219H154ZM218 221H220V220H218ZM257 220H255V222H256ZM22 224L21 225V227L19 228L18 227V225L19 224ZM100 223H102V222H99V224ZM119 223L120 222H117V225L115 224V229H117V231H118V229H120V227H118V226H120L119 225ZM218 223H220V224H218ZM252 224H253V221L251 222ZM250 223V224H251ZM257 223V222H256ZM259 223V222H258ZM257 223V224H258ZM4 224H0L2 227H4ZM214 224H215V222H214ZM153 225V224H152ZM226 225V226H225ZM228 225H230L229 227H228ZM255 225V224H254ZM259 225V224H258ZM220 226H221V228H220ZM248 226V227H247ZM1 227V228H2ZM118 227V228H117ZM227 227H228V229H227ZM231 227V228H230ZM0 228V229H1ZM7 228V229H6ZM180 228V227H179ZM255 228H256V230H258V226L257 227H254V231H256L255 230ZM264 225H261L260 226V230H262L261 232L264 234ZM3 229V228H2ZM164 231L166 230V227H164V229H163ZM162 230V231H163ZM232 230H233V232H232ZM259 230V231H260ZM30 231H31V233H30ZM163 231V232H164ZM250 231V230H249ZM253 231V230H252ZM259 231H256V233H258ZM94 232V231H93ZM195 232V231H194ZM157 233V232H156ZM252 233V232H251ZM255 233V232H254ZM262 233H261V235H262ZM93 234V233H92ZM154 235H155V233H153ZM159 234V233H158ZM245 234V235H244ZM157 235V234H156ZM162 235V234H161ZM161 235L159 234V237H160V239H161ZM242 235H244V237L242 236ZM253 235H255V234H253ZM85 236H87V235H85ZM175 236V237H174ZM246 236V237H245ZM82 237V236H81ZM84 237V236H83ZM82 237V238H83ZM252 237H255V236H252ZM251 237V238H252ZM262 237V236H261ZM82 238H81V242H78V245H84V244H86V239H84V240H82ZM167 238V237H166ZM257 238V237H256ZM262 238H264V236L262 237ZM26 239H27V241H26ZM178 239V240H177ZM254 239V238H253ZM252 239V240H253ZM257 239H259V238H257ZM261 239V238H260ZM6 240H5V242H6ZM156 240H158V239H156ZM171 241H174V242H171ZM258 241H260V240H258ZM30 242V241H29ZM241 242H242V240H241ZM248 242V241H247ZM249 242H252L251 240L249 241ZM156 243H157V241H156ZM213 243H215V244H213ZM243 243H245V242H242V246H240V245H238V246H240L241 248H244V246H243ZM257 243V242H256ZM255 243V244H256ZM264 243V242H263ZM263 243H262V245H263ZM119 244H121V243H119ZM213 244V245H212ZM259 244V243H258ZM260 244H261V242H260ZM212 245V246H211ZM244 245H247L246 243L244 244ZM249 246H255V245H253V244H248ZM9 246V245H8ZM170 246V247H171ZM194 246V248H191V247H193ZM238 246H236V247H238ZM120 247V246H119ZM167 248H168V246H166ZM173 247V248H174ZM240 247H239V249L238 250H240ZM116 248H118V243H117V246H116ZM165 248V247H164ZM167 248H166V250H167ZM177 248L179 249L180 248V246H177ZM200 248V250L202 251L203 249H201ZM232 248V247H231ZM234 248V247H233ZM251 248V247H250ZM256 248V247H255ZM263 247H261V250H263L262 249ZM96 249V248H95ZM192 249V250H191ZM208 249V250H209ZM235 249H237V248H235ZM252 249H253V247H252ZM10 250V251H11ZM41 250V251H40ZM177 250V249H176ZM180 250V249H179ZM229 250H230V248H229ZM228 250V251H229ZM243 250V249H242ZM249 250V249H248ZM257 250V249H256ZM39 251L40 252H42V253H40L39 254ZM115 251V250H114ZM169 251V250H168ZM167 251V252H168ZM183 251V250H182ZM193 253H192V252ZM227 251V252H228ZM98 252V251H97ZM108 252V251H107ZM166 252V251H165ZM166 252V253H167ZM170 252V251H169ZM209 251H207V253H208ZM241 253H242V251H240ZM260 252V251H259ZM9 253V252H8ZM164 253V252H163ZM192 253V254H191ZM203 253H205V252H203ZM222 253H224V251L222 252ZM248 253H251V252H248ZM256 253V252H255ZM262 253V252H261ZM109 254V253H108ZM115 254H116V252H115ZM177 257H178V255L179 254H181V251H177ZM201 254V253H200ZM228 254V253H227ZM238 254V253H237ZM236 254V255H237ZM245 254V253H244ZM243 254V256H245ZM50 255H53V252L50 254ZM54 255H56L55 253H54ZM111 255H113V253L111 254V252H110V256ZM168 255V254H167ZM169 255H170V253H169ZM214 255H216V254H214ZM235 255V256H236ZM259 255V254H258ZM258 255H256V256H258ZM263 255H264V253H263ZM109 256V255H108ZM175 257H176V255H174ZM190 256V257H189ZM213 256V255H212ZM252 256V255H251ZM172 257V256H171ZM195 257V256H194ZM193 257V259H192V261L190 262V263H196V262H194V261H196V257L194 258ZM214 257V256H213ZM111 258H113L112 256H111ZM166 258V257H165ZM198 258H199V256H198ZM237 258V257H236ZM239 258H242V257H240L239 256ZM254 258H256V257H253L252 259L254 260V263H255V259ZM262 258V257H261ZM264 258V257H263ZM207 259V256H206V258H205V260ZM213 259V258H212ZM214 259H215V257H214ZM224 259V258H223ZM235 259V258H234ZM258 259V258H257ZM0 260H1V258H0ZM3 260H1V261H3ZM173 260V259H172ZM177 260H179L178 262H177ZM204 260V259H203ZM209 260V259H208ZM211 260V259H210ZM209 260V261H210ZM250 260V259H249ZM168 261H170V259L168 260ZM198 261H199V259H198ZM207 261V260H206ZM209 261H207V262H209ZM241 261V260H240ZM172 262H174V261H172ZM175 262H174V264H175ZM206 262V263H207ZM247 262V261H246ZM257 262V261H256ZM199 263V262H198ZM216 263V262H215ZM253 263V264H254ZM0 264H2V262H0ZM200 264V263H199ZM218 264V263H217ZM241 264H242V262H241ZM251 264V263H250Z\"/></svg>", "mask_w": 264, "mask_h": 264}]
</instances>
